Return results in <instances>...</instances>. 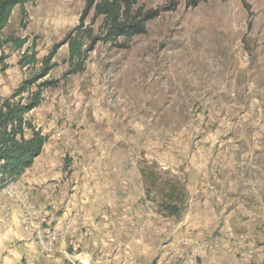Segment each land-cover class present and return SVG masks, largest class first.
Here are the masks:
<instances>
[{
	"label": "rangeland",
	"instance_id": "1",
	"mask_svg": "<svg viewBox=\"0 0 264 264\" xmlns=\"http://www.w3.org/2000/svg\"><path fill=\"white\" fill-rule=\"evenodd\" d=\"M84 6V0H36L25 5V18L17 6L0 34V107L59 44L53 68L39 80L57 84L25 116L46 137L44 148L21 177L0 175V214L10 219L17 209L32 246L45 251L65 231L77 238L83 225L92 229L104 213L97 206L116 203L109 214L119 221L162 212L167 228L195 235L185 264H264V0H203L196 7L140 0L135 12L157 11L146 33L98 41L82 68L67 75V37ZM102 25L91 11L85 28L103 35ZM9 38L26 43L17 47ZM32 52L38 62L22 65ZM45 184L65 186L63 208L49 215L45 206L57 192ZM60 211L71 220L80 215L64 221ZM4 255L1 264H13ZM151 255L142 264L161 261L159 250ZM173 255L164 264H177ZM71 259L82 263L81 255Z\"/></svg>",
	"mask_w": 264,
	"mask_h": 264
},
{
	"label": "crops",
	"instance_id": "2",
	"mask_svg": "<svg viewBox=\"0 0 264 264\" xmlns=\"http://www.w3.org/2000/svg\"><path fill=\"white\" fill-rule=\"evenodd\" d=\"M31 184L32 182L28 183L30 188L29 192L33 197L32 202L36 204L37 207H40L39 202H37L34 196H37V192L35 193L33 189L36 187L31 186ZM51 185L45 184V187L47 188V186H49L51 191H56L57 193L49 198L50 204L53 205H51L50 208L45 206L47 210L43 208L47 215L51 214L53 210H58V208H63L64 206H61V204L64 203H61L62 201L58 199L65 186L63 187V185L58 184L50 187ZM54 186L58 187L54 188ZM48 191H50V189H47L46 192ZM110 205L109 208H107V205L104 208L97 206V210L103 211L104 213L97 215L100 217H96L98 218L96 219V223L92 222L89 225L92 229H88L83 225L77 238L72 237L73 233L71 231H68V233L65 231L61 235L60 240L50 246L49 249H45V251H43L42 248L40 249L38 242L37 244L39 246L36 244L32 246L33 242L29 240L31 237L27 235L23 227L22 215H18L17 209L12 208L10 219H6L1 213L0 251L5 254L3 257L4 260L6 259L8 263L12 262L15 264L14 260L15 257H17L18 261L16 263L72 264L69 263L68 260L72 261L73 259L71 258H75V256L78 258V256L81 255L82 263L73 261L74 264H126L130 259H133V264H142L141 259L152 260L153 256L151 254L156 249L159 250L162 255L161 261H159L158 264H164L165 260H168L173 254V257L175 256L176 258H174L173 261L176 260L177 264L186 263L183 262L184 260L181 261V259L190 260L192 258L195 249V245L192 242H194L193 238L196 236L194 235V237L191 238L192 236L188 234V230L187 232H181L176 228H167L165 222L167 217L162 212L155 215L152 219H148V217H146L145 220L139 217L132 218V216L129 215L119 221L116 212H114L113 215L109 214V211H113L114 208H117V204L114 203ZM83 206L85 207V205ZM86 211L87 209L82 210L85 217ZM58 214H62L61 216L64 217L62 218L64 221L71 220L67 211H60ZM78 214L80 215L79 211H77L75 219L71 221H76ZM129 219L133 221L132 224H134L135 227L132 225V227L129 228ZM87 220H90V217H87ZM144 221H146V223ZM88 238L92 241L88 240ZM166 238L171 239L173 242H170V240L165 241ZM183 238L187 241H181ZM21 239L23 240V244L19 241ZM148 241L152 243L156 241L157 244L149 245ZM167 242H170L168 247H162V245ZM181 242L183 243L180 244ZM18 244L22 246L19 247ZM101 252L108 255L104 261L93 257V254Z\"/></svg>",
	"mask_w": 264,
	"mask_h": 264
},
{
	"label": "trees",
	"instance_id": "3",
	"mask_svg": "<svg viewBox=\"0 0 264 264\" xmlns=\"http://www.w3.org/2000/svg\"><path fill=\"white\" fill-rule=\"evenodd\" d=\"M36 0H0V34L10 22L11 16L17 6L21 8L23 17L27 13L25 5ZM85 6L80 17V24L67 37L69 44L70 73L78 72L88 52L95 48L98 41L115 42L120 37L132 39L134 36L146 33L147 22L156 16L157 11L143 13L141 9L135 12V6L140 0H84ZM203 0H186L187 6L196 7ZM94 11V19L103 17V35H94L91 28H85V20L89 13ZM86 39L89 41L85 44ZM13 41L17 47H22L26 39H6ZM89 44V45H88ZM59 48V44L41 61L40 72L27 79L12 98L5 99L0 107V175L14 180L23 175L30 168L35 159L41 154L46 137L41 129H36L25 118L26 114L38 107L42 101L43 90L55 86L57 81L44 79L53 64L51 60ZM38 62L36 52L24 53L20 63L22 65H35ZM35 86V88H33ZM24 92L29 94L27 101H15L14 97ZM31 135L26 136V130ZM171 206V205H170ZM175 208V206L167 207ZM174 210V209H173ZM173 211L176 215L178 212Z\"/></svg>",
	"mask_w": 264,
	"mask_h": 264
},
{
	"label": "built area",
	"instance_id": "4",
	"mask_svg": "<svg viewBox=\"0 0 264 264\" xmlns=\"http://www.w3.org/2000/svg\"><path fill=\"white\" fill-rule=\"evenodd\" d=\"M0 264H1V262H0Z\"/></svg>",
	"mask_w": 264,
	"mask_h": 264
}]
</instances>
